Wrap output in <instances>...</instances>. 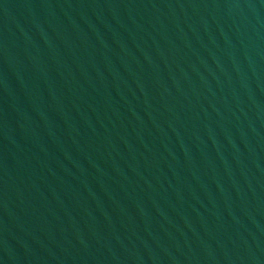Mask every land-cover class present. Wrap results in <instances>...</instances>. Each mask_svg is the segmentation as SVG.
<instances>
[{"label":"water","instance_id":"water-1","mask_svg":"<svg viewBox=\"0 0 264 264\" xmlns=\"http://www.w3.org/2000/svg\"><path fill=\"white\" fill-rule=\"evenodd\" d=\"M0 264H264V0H0Z\"/></svg>","mask_w":264,"mask_h":264}]
</instances>
